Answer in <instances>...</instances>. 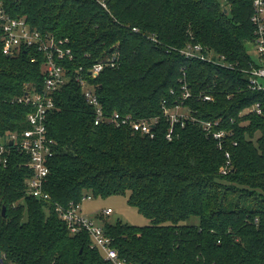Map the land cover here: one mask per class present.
Here are the masks:
<instances>
[{"label":"trees","instance_id":"16d2710c","mask_svg":"<svg viewBox=\"0 0 264 264\" xmlns=\"http://www.w3.org/2000/svg\"><path fill=\"white\" fill-rule=\"evenodd\" d=\"M6 8L68 38L74 54L47 120L57 142L45 185L50 201L27 194L29 155L12 149L9 165L0 166V248L10 262L106 264L89 233L72 234L55 206L123 194L151 221L104 225L132 264H264V89L250 88L246 72L263 59L247 47L255 39L251 0H6ZM190 45H200L205 59L186 56ZM112 58L114 67L89 74ZM79 73L95 84L108 116H158L154 136L97 125ZM43 87L41 54L0 49V134L29 127L32 108L17 99ZM257 103L261 114L246 112ZM164 104H181L190 117L172 125ZM200 120L220 122L221 146ZM227 152L232 167L224 174Z\"/></svg>","mask_w":264,"mask_h":264},{"label":"built area","instance_id":"2783aa9c","mask_svg":"<svg viewBox=\"0 0 264 264\" xmlns=\"http://www.w3.org/2000/svg\"><path fill=\"white\" fill-rule=\"evenodd\" d=\"M253 5V14L251 21L255 26V39L253 44L256 47L257 54L262 57L260 67L252 66L246 70L249 76V87L252 89H264V0H251ZM105 5V4H104ZM137 30V28H134ZM156 41V37L153 38ZM0 49L7 55H16L22 49H30L41 54L43 57L44 87L42 90H29L19 97V103L29 105L32 110L27 116L29 127L21 132H8L0 134V166L9 165L12 149L29 155V168L32 174L27 178V194L40 200L50 201L51 196L46 191L45 185L50 173V162L55 154L57 142L49 135L47 120L51 112L57 108L55 95L63 86H65L70 77L69 68L65 62L74 59L72 48L69 46L68 38H57L49 32H43L33 28L24 17L12 16L6 8V0H0ZM200 45H190L185 50L186 56L199 57L205 59ZM213 61V58H209ZM106 65L114 67L115 58L108 62H99L89 68L88 72L92 77H98ZM83 71V68H80ZM76 82L81 86L87 102L95 108V123H111L117 127L131 126L134 131L154 136V127L159 122V117L150 119H132L131 115H122L114 112L108 116L99 100L96 86L84 74L79 73L75 77ZM185 90L183 97L191 96L187 84L182 85ZM205 99L211 100L212 96L205 95ZM256 111L261 114V104L257 103L248 108L246 112ZM163 115L167 117L172 125L181 122L190 117L187 109L181 104L170 107L164 104ZM206 134L219 140V145L227 132L218 129L219 121L200 120ZM173 127L167 133V138H173ZM11 141L13 144H11ZM227 161L222 166V173L226 174L232 167L231 155L226 153ZM92 198L91 194L85 195L81 202L71 203L68 206L56 204L55 210L66 223L67 228L72 234L87 231L91 237V248L101 252L106 264H132L127 258L121 255L119 249L114 246L113 239L105 231L103 225L98 224L95 219L87 216L82 211V203L86 199ZM112 208L104 210L105 214H111ZM0 264H17L10 262L6 253L0 248Z\"/></svg>","mask_w":264,"mask_h":264},{"label":"rangeland","instance_id":"374dc122","mask_svg":"<svg viewBox=\"0 0 264 264\" xmlns=\"http://www.w3.org/2000/svg\"><path fill=\"white\" fill-rule=\"evenodd\" d=\"M251 55L257 59L256 47L253 43H247ZM112 208L111 214H105L104 210ZM82 211L98 224H115L117 222L127 223L136 226H145L151 224L149 218L139 212L138 208L128 202V196L123 194H114L110 196H93L82 203Z\"/></svg>","mask_w":264,"mask_h":264},{"label":"water","instance_id":"95a60500","mask_svg":"<svg viewBox=\"0 0 264 264\" xmlns=\"http://www.w3.org/2000/svg\"><path fill=\"white\" fill-rule=\"evenodd\" d=\"M226 11H227V9H225ZM9 56H12V54L11 55H9ZM11 144H13V142L11 141ZM5 210H6V207L4 206L3 207V213H5Z\"/></svg>","mask_w":264,"mask_h":264}]
</instances>
